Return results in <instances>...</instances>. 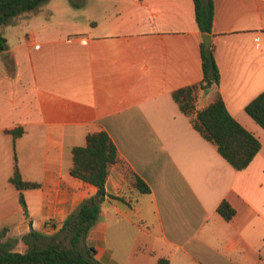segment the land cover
<instances>
[{"label":"crops","instance_id":"0c3cea01","mask_svg":"<svg viewBox=\"0 0 264 264\" xmlns=\"http://www.w3.org/2000/svg\"><path fill=\"white\" fill-rule=\"evenodd\" d=\"M211 2L218 84L195 90L190 115L172 92L201 79L192 0H46L44 13L39 5L7 24L0 231L12 251H25L21 238L31 230L56 233L95 193L69 174L71 148L104 131L117 159L103 187L122 200L105 196L85 235L96 262L264 264V130L243 109L264 90V0ZM216 94L260 143L243 169L190 123ZM14 164L21 180L38 186L16 189ZM135 177L148 192L137 191ZM221 201L233 210L227 220L216 212Z\"/></svg>","mask_w":264,"mask_h":264},{"label":"trees","instance_id":"16d2710c","mask_svg":"<svg viewBox=\"0 0 264 264\" xmlns=\"http://www.w3.org/2000/svg\"><path fill=\"white\" fill-rule=\"evenodd\" d=\"M45 1L0 0V25L7 24L22 12L34 10ZM192 1L198 31L208 34L212 22V2ZM5 48V38L0 33V51ZM199 51L201 67L199 83L172 92V98L185 115H190L193 110L194 92L197 88L216 87L218 84L219 74L210 46L204 48L200 41ZM243 109L264 130V90L247 102ZM190 123L205 140L215 145L218 154L235 170L243 169L260 147L259 141L228 114L217 94L205 107L195 111ZM9 132L14 136L18 134L15 130ZM116 159V149L104 131L86 134L83 146L71 148L69 174L96 187L95 193L83 199L64 217L56 233L47 236L31 230L23 235L21 239L26 244L23 252L12 251L11 244L1 241L3 235L1 230L0 264H100L94 260V250L85 244L84 239L88 229L97 219L99 205L104 197L122 200L119 196L107 194L103 187L107 167ZM9 181L18 190L38 186L37 183L21 180L15 164ZM134 185L138 192H148V187L138 177L134 178ZM19 200L21 201V196ZM216 212L225 220L233 214L232 208L225 201L217 205ZM166 263L165 259L157 261V264Z\"/></svg>","mask_w":264,"mask_h":264},{"label":"water","instance_id":"95a60500","mask_svg":"<svg viewBox=\"0 0 264 264\" xmlns=\"http://www.w3.org/2000/svg\"><path fill=\"white\" fill-rule=\"evenodd\" d=\"M200 41L203 44V47L207 48L208 44H209V35L207 33H201L200 34ZM23 210L25 211L24 207H23Z\"/></svg>","mask_w":264,"mask_h":264},{"label":"rangeland","instance_id":"374dc122","mask_svg":"<svg viewBox=\"0 0 264 264\" xmlns=\"http://www.w3.org/2000/svg\"><path fill=\"white\" fill-rule=\"evenodd\" d=\"M66 1H68V2H70L71 3V0H66ZM41 10H42V12L44 13V3H42L41 5ZM12 20V19H11ZM11 20L7 23V24H9L10 22H11ZM7 24H5V25H0V33H2V32H5V29H7V28H9V27H7ZM18 28H21V26H19V27H17V29ZM63 243H65V241H63Z\"/></svg>","mask_w":264,"mask_h":264},{"label":"built area","instance_id":"2783aa9c","mask_svg":"<svg viewBox=\"0 0 264 264\" xmlns=\"http://www.w3.org/2000/svg\"><path fill=\"white\" fill-rule=\"evenodd\" d=\"M47 224H48L49 227H52V225H53V221H52V220H48V221H47Z\"/></svg>","mask_w":264,"mask_h":264}]
</instances>
